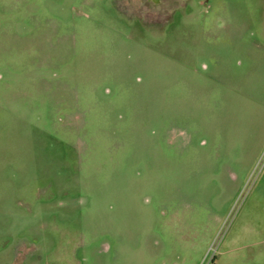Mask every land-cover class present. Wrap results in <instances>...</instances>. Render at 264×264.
Wrapping results in <instances>:
<instances>
[{"label":"rangeland","instance_id":"374dc122","mask_svg":"<svg viewBox=\"0 0 264 264\" xmlns=\"http://www.w3.org/2000/svg\"><path fill=\"white\" fill-rule=\"evenodd\" d=\"M263 238L264 0H0V264H264Z\"/></svg>","mask_w":264,"mask_h":264},{"label":"crops","instance_id":"0c3cea01","mask_svg":"<svg viewBox=\"0 0 264 264\" xmlns=\"http://www.w3.org/2000/svg\"><path fill=\"white\" fill-rule=\"evenodd\" d=\"M258 244H263L264 243V238L260 241H257ZM257 243H253V244H257Z\"/></svg>","mask_w":264,"mask_h":264}]
</instances>
